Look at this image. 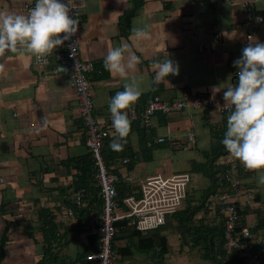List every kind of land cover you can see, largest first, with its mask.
Wrapping results in <instances>:
<instances>
[{"label":"crops","instance_id":"obj_1","mask_svg":"<svg viewBox=\"0 0 264 264\" xmlns=\"http://www.w3.org/2000/svg\"><path fill=\"white\" fill-rule=\"evenodd\" d=\"M34 1L0 0V10L25 15V5ZM70 2L79 10L80 57L94 67L90 80L99 119L110 120V100L123 91L125 81L103 66L108 50L121 42L129 43L140 57L133 75L142 78V94L133 105L142 108L155 95L176 100L200 94L213 100L208 108L158 112L151 129L154 139L167 137L169 142L152 148L149 160L144 157L140 132L134 126L129 147L139 155L138 161L131 169L127 166L130 158L117 161V186L126 185L136 195L142 183L158 175L160 169L168 176L189 172L192 179L193 174L204 177L206 187L199 188L196 182L190 187L192 193L202 194L210 181L202 173L192 172L193 164L205 161L203 152L210 149L212 129L223 125V91L236 82L238 69L233 62L241 57L248 35H253V44L264 43V21L259 26L254 24L255 14L264 16V0ZM145 26L151 39L137 41L132 29ZM63 50L64 45L58 46L48 58L53 61L54 54ZM167 57L178 64L179 75L153 83V62ZM51 67L36 65L29 54L0 57V234L8 227L4 264H81L80 253L98 248L100 188L95 176L79 185L80 169L73 161L90 154L79 97L69 74L54 75ZM213 86H221V91L213 95ZM189 133L195 134L196 142L185 149ZM174 154L180 157L171 161L169 156ZM238 174L240 203L247 208L244 222L264 258V210L259 207V203L264 204V186L257 183V171L240 167ZM248 192L257 196L251 207L244 206ZM116 225V264H212L204 258L202 246L194 245L192 235L183 241L174 229H163L166 249L157 243L154 249L139 252L136 229L127 227V220ZM148 234L142 233L144 238ZM148 253L152 259L139 257H149ZM188 255L193 259L186 258Z\"/></svg>","mask_w":264,"mask_h":264},{"label":"built area","instance_id":"obj_2","mask_svg":"<svg viewBox=\"0 0 264 264\" xmlns=\"http://www.w3.org/2000/svg\"><path fill=\"white\" fill-rule=\"evenodd\" d=\"M35 2L25 5V15L35 6ZM62 2L68 3L71 9L70 15L78 20V30L71 40L65 41L64 50L54 54L53 61L46 57L47 63L38 62L34 57L35 64L43 67L52 66V74H69L71 77L72 85L79 97L80 116L87 132L86 143L95 161V179L99 185L102 199V211L97 228L99 244L97 250L87 255L83 264H116L119 259L114 247L115 236L118 232L116 223L119 220H127V227L142 232L158 229L165 225L168 215L182 210L188 196L192 194L190 188L192 175L189 172H182L169 176L162 174L151 176L142 183L138 195L125 198L123 200L125 207L120 205L117 189L120 177L114 167L107 165L103 155L105 139L114 137L111 116L110 120L106 121L99 119L95 114L93 83L90 80V73L94 67L91 61L83 60L80 57L79 10L70 0H62ZM257 17L261 18L262 22L264 21L263 15L255 14V26H259L261 23L257 22ZM252 37V34L248 35L247 44L252 43ZM235 83H237V79ZM212 105L211 97L200 94L191 97L185 95V97L176 100H165L159 95H155L148 100L144 107L138 108L137 105H132L127 109V113L131 123L141 122L143 127L151 130L153 118L158 112L171 114L184 111L189 107L202 109ZM224 110L229 111V108L224 106ZM154 140L155 142H169L167 137H158ZM195 142V134L189 133L183 147L189 149ZM123 161L127 162L128 159ZM220 162H231V167L217 173L225 185L222 184L216 193L210 196V199L213 212L215 209H219L222 216L225 248L228 253L243 252L249 264H264V259L252 241L253 233L248 226L243 225V218L239 212V208H243V205L240 203L241 178L238 170L243 166L230 155L223 156ZM245 196L244 206L251 207L255 204L256 197L253 192H248ZM78 199L80 200L79 196ZM259 207L264 210L263 203H259Z\"/></svg>","mask_w":264,"mask_h":264},{"label":"clouds","instance_id":"obj_3","mask_svg":"<svg viewBox=\"0 0 264 264\" xmlns=\"http://www.w3.org/2000/svg\"><path fill=\"white\" fill-rule=\"evenodd\" d=\"M70 11L62 0H36L27 15L0 10V57L7 53L29 54L38 62L47 63L46 57L71 40L78 30V20ZM257 22H262L261 18L257 17ZM132 32L137 41L151 39L147 26L133 28ZM139 63L140 57L127 42L110 48L104 58L105 70L125 81L123 91H118L108 105L114 129L109 147L116 152L123 151L122 142L131 132L127 109L142 94V78L133 75ZM233 67L238 69L237 83L229 84L223 91L229 114L221 143L246 170L257 171V183L264 186V43L247 44ZM152 70L156 84L169 75H179L178 64L169 57L154 61ZM220 91L221 86L212 87L213 95Z\"/></svg>","mask_w":264,"mask_h":264},{"label":"trees","instance_id":"obj_4","mask_svg":"<svg viewBox=\"0 0 264 264\" xmlns=\"http://www.w3.org/2000/svg\"><path fill=\"white\" fill-rule=\"evenodd\" d=\"M228 114L229 111H225L222 126H214L212 129V143L210 149L203 152L205 161L194 162L193 164L192 172L202 173L208 178L210 185L204 189L199 196L194 193L190 194L186 200L185 208L173 215H168L166 224L158 229L149 231V234L145 235L147 238H144L142 235L144 232L136 230L135 234L140 237L137 247L139 252L152 250L157 243H160L163 249H166L167 236L163 235L162 230L174 229V231L180 234L183 241H188L192 235L194 245L202 246L204 258L211 261L212 264H249L243 252L235 251L233 253H228L224 242V223L221 219L222 216L219 213V209H215L213 212L211 208L212 201L210 196L216 193L217 189L222 186V184L225 185L224 181L218 177L217 173L231 167V162H220L223 156L229 155L221 143L226 131ZM139 125H142L141 122L131 123V130L134 126L139 129L141 150L144 153L145 159L149 160L152 158V148L162 146L167 144V142H155L152 130H148L143 126L140 127ZM129 137L130 135L126 138V142H122L124 143V148L123 151L120 152L113 151L109 147L113 137L105 139L103 155L109 167H114L117 161L127 158H130L127 166L130 169L135 166L139 155L129 147ZM73 161L80 169V175L77 177L79 185H83L88 179H92V177L96 175L95 161L91 152L89 155L74 159ZM117 189L118 200L123 205V200L133 194L132 189L126 185H119ZM255 199H257V196ZM239 212L243 218V225H245L244 216L247 213V208L240 207ZM260 223H262L261 220ZM7 229L8 227L0 234V264H4L5 247L8 240ZM115 237H117V235ZM96 246L98 247V242ZM89 253L91 252L87 250L78 255L79 260L82 262L81 264L85 262ZM261 256L263 258L262 254Z\"/></svg>","mask_w":264,"mask_h":264},{"label":"rangeland","instance_id":"obj_5","mask_svg":"<svg viewBox=\"0 0 264 264\" xmlns=\"http://www.w3.org/2000/svg\"><path fill=\"white\" fill-rule=\"evenodd\" d=\"M179 155H176V154H174L173 156H169V159L171 160V161H173V159L174 160H178V158L180 157H178ZM149 165H153L154 166V164L153 163H150ZM170 169V168H169ZM169 169H166V170H168L169 171ZM158 172V173H157ZM156 172V174H162V175H164V176H168L167 174H169V173H165V172H167V171H160V169H159V171H157ZM194 176H193V179H192V182H191V186H192V184L194 185V182H196L197 183V187H199V188H204V187H206L207 185H208V181L204 178V177H199V175L197 174H193ZM152 253V252H151ZM150 253V254H151ZM150 254H148V255H150ZM190 255H188V256H186V258L188 257L189 259H193L192 257H189ZM139 257H142L143 259H152V256H149V257H143L141 254H140V256ZM189 259H186V262L187 261H189ZM185 259H182V261H184ZM183 263V262H182Z\"/></svg>","mask_w":264,"mask_h":264}]
</instances>
